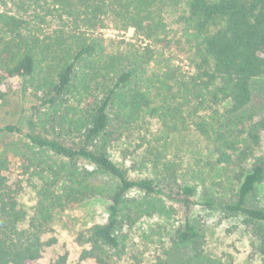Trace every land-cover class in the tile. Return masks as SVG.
Masks as SVG:
<instances>
[{
  "label": "trees",
  "instance_id": "obj_1",
  "mask_svg": "<svg viewBox=\"0 0 264 264\" xmlns=\"http://www.w3.org/2000/svg\"><path fill=\"white\" fill-rule=\"evenodd\" d=\"M178 1L0 0V104L8 78H19L30 96L16 122L0 123V136L19 139L0 138V264H42L46 249L58 242L56 213L99 195L110 202L108 217L77 235L83 260L116 264L128 254L140 221L173 219L176 204L186 210L200 204L241 216L264 264V201L258 196L264 96L256 104L264 79V0H187L186 23L195 39L188 71L157 55L158 48L171 47L163 11ZM108 28L133 30L136 37L108 43ZM191 106L205 112L192 124L216 156L202 167L219 165L232 175L231 195L220 181L215 191L180 184L167 160L162 177L135 179L110 156V147L144 114L178 131L189 125ZM13 157L21 183L37 192L26 227L21 183L9 177ZM159 248L151 264H226L206 249V233L190 216ZM132 259L143 263L137 253Z\"/></svg>",
  "mask_w": 264,
  "mask_h": 264
},
{
  "label": "rangeland",
  "instance_id": "obj_2",
  "mask_svg": "<svg viewBox=\"0 0 264 264\" xmlns=\"http://www.w3.org/2000/svg\"><path fill=\"white\" fill-rule=\"evenodd\" d=\"M187 0H179L177 5L164 9V16L171 39L169 49L158 48V58L163 61L169 58L190 70L192 51L195 39L192 30L186 23ZM108 43H120L134 35V31L120 32L113 28L103 30ZM160 65L154 68L160 70ZM7 91L6 100L0 104V123L16 122L23 113V107L28 106L30 96H26L19 78H8L3 85ZM256 104H262L264 96V79L257 88ZM194 106L187 108L189 125L187 128L174 131L167 129L157 117L144 114L140 121L122 138L110 147V156L117 163L128 168L132 178L162 177V162L174 163L178 182L180 184L197 185L199 192L206 185L213 191L217 188L215 181L224 185L226 195H231L236 180L229 176L219 165L213 167L202 165L207 161L216 160L213 147L196 130L192 124L199 115ZM258 153L264 155V131L261 134ZM8 142L19 140L17 136H5ZM19 162L13 157V172L9 174L12 183H21ZM237 187V186H236ZM36 188L23 180L18 193V201L27 212V218L22 227L28 226L29 219L34 213L37 203ZM258 196L264 201V181L258 185ZM198 197V196H197ZM197 199V198H196ZM109 200L95 196L88 198L74 207L58 211L53 221V235L57 243L48 247L41 259L42 264H51L61 255H67L66 264H97L93 259H81L84 248L77 241L79 232L86 230L96 223L106 222L108 217ZM175 205V204H174ZM177 214L173 219L160 217L146 218L140 221L132 230L128 254L116 264H135L132 254L143 257L142 264H151L159 251L161 242L167 244L173 229L182 223L187 216L196 221L206 233V249L217 256H222L226 264H262L261 256L253 246V239L246 231L243 218L236 215H226L219 210H211L200 204H195L186 210L183 206L175 205Z\"/></svg>",
  "mask_w": 264,
  "mask_h": 264
}]
</instances>
